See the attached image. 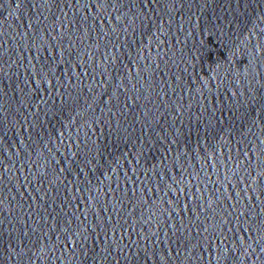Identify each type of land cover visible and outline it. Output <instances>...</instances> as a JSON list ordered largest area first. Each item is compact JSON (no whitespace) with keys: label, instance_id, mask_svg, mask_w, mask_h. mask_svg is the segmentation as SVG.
I'll return each mask as SVG.
<instances>
[{"label":"snow or ice","instance_id":"snow-or-ice-1","mask_svg":"<svg viewBox=\"0 0 264 264\" xmlns=\"http://www.w3.org/2000/svg\"><path fill=\"white\" fill-rule=\"evenodd\" d=\"M178 0H145L144 6L147 7L148 3L154 4L158 10L161 12H168L173 13L175 11V7ZM180 3L183 2V0H179ZM21 0H18L17 2V8L20 7ZM48 3L51 4L52 0H48ZM72 6L78 10V12L81 14L80 16H77L76 13L73 14V18L67 20V23L69 25L75 23L78 25L76 31H83V35L87 36L90 29L95 28L96 22L99 21L101 30H104L105 28V19L108 21V25L111 27L109 28L107 26L108 32L111 31L112 33L117 32L118 25L125 20V17L128 15L127 12H123L121 14L122 10L127 6L128 0H71ZM89 9H95L91 13V15L87 14V11ZM137 13L140 16V27L144 26V23L148 21V14H145L143 12V9L137 8ZM113 21H115V26H113ZM150 23V21H148ZM131 25L135 26L136 24V18L133 17L131 20ZM171 23V21H169ZM60 31L61 35H66L67 33L64 32V23L62 22L60 25ZM71 31V29H69ZM108 32H105L107 34ZM210 42V41H209ZM257 52L260 51L262 47H264V33L261 34L260 38L256 41V44L254 45ZM2 48V46H0ZM61 57H63V51L61 50ZM113 59H115L113 55ZM195 71V69H194ZM56 73V66L55 65H42L40 67H37L36 65L32 66V74L35 78V82L37 85V89H39L43 85H47L48 89L45 90V95L43 99H39V102L36 106L37 110L32 114L33 120L32 124L29 125L28 131L30 127H34L36 122H39V120L36 119V117L41 115V110L43 113L46 114V109L48 108V100L49 97L47 96V91L53 89V79L52 77ZM37 89H32L30 94H36ZM53 95L57 96L61 99V102L63 101V95L61 92L57 93L53 90ZM47 96V98H46ZM113 97L116 96V93L113 92L112 96L108 98V102L111 103ZM0 123H3L2 120H0ZM161 139H164L163 137ZM63 141V138L61 137L60 142ZM262 145H264V141L261 142ZM21 145H23V141H21ZM0 147H3L0 145ZM47 147V146H46ZM65 171V169L61 168L60 173L62 174ZM145 180H149V176L147 173H143ZM159 175V173H157ZM0 179H2V176H0ZM130 180L131 177H128ZM247 179L249 182L244 185L245 193H248V189L252 188L253 184H256L258 188L261 190V194L264 195V170L257 173L256 176H252L251 173L248 174ZM242 184L244 183V180L241 179L240 181ZM135 191V189H133ZM255 189H253V192ZM239 195V194H237ZM250 199V198H249ZM257 199H259L257 197ZM4 200L3 197H0V216H3V209H4ZM237 205H232L233 209L236 208ZM147 207V204L145 205ZM262 212H264V209H262ZM11 212L9 213V215ZM245 213L241 212L238 214L237 220H239V216H244ZM255 222V221H254ZM69 227L64 229V240L63 245L65 248V251L67 252L68 257L72 258L71 264H74L75 257L73 256V253L81 257L80 264H85V260L87 259V256L90 254V252H85L84 249L78 247V243L82 244L84 239H87L88 236L86 235L87 229L85 227H82L83 225H79L76 228L71 227V221L68 222ZM3 221L0 220V232H2L4 229L2 228ZM224 225H227V221L224 222ZM262 225H264V221H262ZM183 228V224L181 225ZM118 229L113 227L112 230V236L115 237L116 232ZM205 231L207 232V228H205ZM243 231L249 232V230L246 228ZM255 235V239L252 238L251 235H249L248 239H245V236L240 234L239 232L231 235L232 229H228V232L226 233L224 231V228L221 227L218 232H214L212 234L211 242L209 243V248L212 249V252L209 254L211 256V259L209 261V264H212V261H216V264H264V226H262L259 229V234L257 233V230L253 229ZM121 235H123V232H121ZM213 237H220L219 242H216ZM0 239H2V236H0ZM71 245L72 251H68V245ZM112 244L116 247H119V245L116 243L115 239L112 240ZM45 247L49 248V245H44ZM17 245L15 243L9 244L8 247L0 248V264H8V262L5 261L4 253L5 251L8 253L9 259L16 258L20 255V252L23 251V249H20V252L17 251ZM56 247V246H55ZM55 247H52L53 249ZM258 250V251H257ZM34 255V254H33ZM255 257V260L253 259ZM30 260H32V257H29ZM49 259L51 257L49 256ZM58 259L61 261V264H64L65 260H67L63 254H61ZM32 264H35V260H32ZM68 264H70V261L68 260ZM161 264H167V258L164 256H161Z\"/></svg>","mask_w":264,"mask_h":264}]
</instances>
